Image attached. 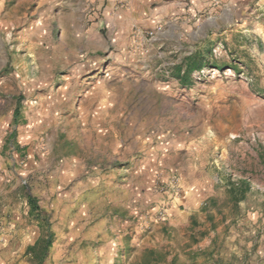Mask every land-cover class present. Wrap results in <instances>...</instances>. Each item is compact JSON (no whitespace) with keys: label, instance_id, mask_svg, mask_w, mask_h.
Masks as SVG:
<instances>
[{"label":"rangeland","instance_id":"374dc122","mask_svg":"<svg viewBox=\"0 0 264 264\" xmlns=\"http://www.w3.org/2000/svg\"><path fill=\"white\" fill-rule=\"evenodd\" d=\"M215 1L158 18L0 0L21 75L11 137L28 147L0 137V264H264V0ZM194 55L207 65L184 85Z\"/></svg>","mask_w":264,"mask_h":264},{"label":"crops","instance_id":"0c3cea01","mask_svg":"<svg viewBox=\"0 0 264 264\" xmlns=\"http://www.w3.org/2000/svg\"><path fill=\"white\" fill-rule=\"evenodd\" d=\"M130 6L137 9L147 10L150 15L163 17L166 13H184L190 18H194L199 9L208 8L209 10L216 9L215 0H127ZM224 1L222 7L226 11H232L234 8V0H222ZM215 2V3H214ZM228 9V10H227ZM231 13V12H230ZM0 11V119H4L7 123L6 128L0 127V137H5L11 148H14L20 153L28 151V147H23V140L20 137H11L14 124V110L19 107L20 101H18V94L15 90V80L21 83L20 69L16 68L19 65V60L16 59L12 46H9L10 34L7 32V22L1 19ZM195 28V23H193ZM18 61V63H17ZM6 70V71H5ZM19 86V84H18ZM8 94L12 99L10 108L5 112L3 110L2 94ZM16 95L18 97H16ZM20 110V107H19Z\"/></svg>","mask_w":264,"mask_h":264},{"label":"trees","instance_id":"16d2710c","mask_svg":"<svg viewBox=\"0 0 264 264\" xmlns=\"http://www.w3.org/2000/svg\"><path fill=\"white\" fill-rule=\"evenodd\" d=\"M206 65L207 64L202 63L201 60L196 59V55L189 56L185 59V65L183 66V70L182 68H176V72L178 74L177 77L179 78L182 84L186 85L189 82L191 73L193 71H200V70L205 69ZM222 66L223 65L221 64L213 63V67L217 69H221ZM19 100L20 98H18V101ZM18 115H19V107H16L14 110V120L17 119ZM260 163L264 167V151L260 155ZM238 183L242 185V188H240L239 184H235V183H232L231 186L229 187L230 193H232V197L235 202H238L244 198V193L246 189H248V185H249V183L244 179H240ZM27 203L30 206V209H32L33 212H36V217L41 219L42 212L40 208L38 207V205L36 204L35 198L32 197L31 195H28ZM46 227H47V230H46L47 237L46 239L42 240V242L41 241L39 242L40 246L38 248V251H35L36 246H37L36 244L28 247L29 252H34V255L37 257L39 263L44 260L47 254L48 248L50 247L51 242H52V233L49 229V224H46Z\"/></svg>","mask_w":264,"mask_h":264}]
</instances>
